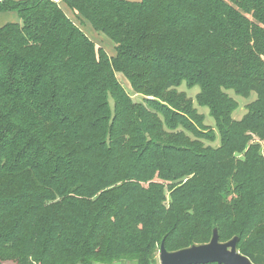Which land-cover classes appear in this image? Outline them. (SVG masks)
Here are the masks:
<instances>
[{
  "label": "trees",
  "instance_id": "16d2710c",
  "mask_svg": "<svg viewBox=\"0 0 264 264\" xmlns=\"http://www.w3.org/2000/svg\"><path fill=\"white\" fill-rule=\"evenodd\" d=\"M0 12L22 21L0 27V264H158L163 241L177 252L214 229L264 264V0H0ZM228 90L257 95L240 120Z\"/></svg>",
  "mask_w": 264,
  "mask_h": 264
},
{
  "label": "rangeland",
  "instance_id": "374dc122",
  "mask_svg": "<svg viewBox=\"0 0 264 264\" xmlns=\"http://www.w3.org/2000/svg\"><path fill=\"white\" fill-rule=\"evenodd\" d=\"M134 1H136V0H134ZM62 6L64 7V5H62ZM65 10L69 13V14L67 13L69 15V17L86 33V35L97 45L98 48L104 49L110 56H116L115 44L109 38H107L105 35H103L99 32H96L92 28V26L88 23L85 25H82L80 20H78L76 18V16L71 11H69L67 8H65ZM9 23H22V21L16 12H0V27L4 26L6 24H9ZM117 76H118L120 82L122 83V85L124 86V88L127 90V92L131 94L133 99L137 102H143L144 97L142 95L136 94L133 91V89L130 86L129 81L122 74L118 73ZM179 91L185 93L187 95V97L191 98L194 101L195 107L198 109V111L201 114H204L206 117L205 122H204L205 125L208 126L209 128L214 129L215 120H214V118L211 117L209 109L207 107H200L197 104L196 96L199 93L200 88L198 86H195L193 88H188L186 86V83H183L179 87ZM227 92L233 99H235L238 102V108L233 112V118L236 120L242 119V117L246 114L247 106L251 102L256 100V98H257L256 93L253 92L247 97H242V96L237 95L232 90H228ZM110 101H111V107H113L114 102L112 99H110ZM216 133H217V131H216ZM219 143H220V140L218 137L216 138V140L214 142H206L207 145H212L214 147L218 146ZM167 198H168V200H170V193H168V192H167ZM222 243H226V242H222ZM156 258H157L158 264H160L159 252H157ZM2 264H16V263L11 262V261H6V262H3Z\"/></svg>",
  "mask_w": 264,
  "mask_h": 264
},
{
  "label": "water",
  "instance_id": "95a60500",
  "mask_svg": "<svg viewBox=\"0 0 264 264\" xmlns=\"http://www.w3.org/2000/svg\"><path fill=\"white\" fill-rule=\"evenodd\" d=\"M238 241L239 238L235 237L221 243L217 229H214L209 243L193 245L177 252H168L163 241L159 251L160 264H253L238 251Z\"/></svg>",
  "mask_w": 264,
  "mask_h": 264
},
{
  "label": "built area",
  "instance_id": "2783aa9c",
  "mask_svg": "<svg viewBox=\"0 0 264 264\" xmlns=\"http://www.w3.org/2000/svg\"><path fill=\"white\" fill-rule=\"evenodd\" d=\"M54 3L56 4H60L61 3V0H52Z\"/></svg>",
  "mask_w": 264,
  "mask_h": 264
},
{
  "label": "crops",
  "instance_id": "0c3cea01",
  "mask_svg": "<svg viewBox=\"0 0 264 264\" xmlns=\"http://www.w3.org/2000/svg\"><path fill=\"white\" fill-rule=\"evenodd\" d=\"M69 10V9H68ZM66 11V10H65ZM70 11V10H69ZM67 12V11H66ZM68 13V12H67ZM69 14V13H68Z\"/></svg>",
  "mask_w": 264,
  "mask_h": 264
}]
</instances>
